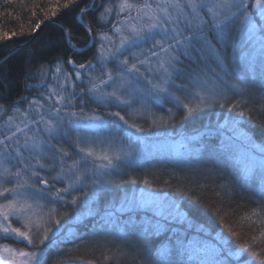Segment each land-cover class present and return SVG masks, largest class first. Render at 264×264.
I'll return each mask as SVG.
<instances>
[{"label":"snow or ice","instance_id":"6c2138e0","mask_svg":"<svg viewBox=\"0 0 264 264\" xmlns=\"http://www.w3.org/2000/svg\"><path fill=\"white\" fill-rule=\"evenodd\" d=\"M72 5L79 7V0H66L62 7ZM90 9L99 10L94 20L106 31L94 33L84 23ZM56 16L55 10L45 12L50 22ZM78 18L87 33L84 48L96 47L93 57L84 62L69 58L71 72L59 58L55 64H40L25 77L38 81L26 88H36L39 95L0 104V119L6 117L0 123V241L23 245L0 242V264H49L53 249L58 255L51 264H120L129 251L137 264H255L242 259L247 252L264 264V249L252 251L264 240V143L247 129L256 120L254 112L264 113V0H90L79 8ZM61 31L74 52H83L71 43L69 29ZM16 35L3 33L8 39ZM21 104L27 107L22 110ZM216 107L233 116L217 132L218 143L209 129L204 150L209 159L231 162L255 186L256 207L240 218L241 226L248 222L258 229L251 242L234 249L222 230L194 224L176 203L140 217L148 201L125 193L120 210L127 208L130 215L116 238L119 243L112 233L104 234L115 246L106 247L102 259L75 254L78 246L61 247L72 233L65 228L79 218L68 209L94 200L106 186L155 188L147 175H121V168L139 157L133 138L141 137L136 134L175 123L177 116L183 123ZM254 126L264 128V123ZM217 175L222 174L213 165L205 179ZM197 186L207 188L206 183ZM214 187L234 191L226 180ZM112 215L102 217L106 224ZM220 223L239 236L223 217ZM91 236L96 239L98 233ZM161 236L157 243L154 238Z\"/></svg>","mask_w":264,"mask_h":264},{"label":"trees","instance_id":"16d2710c","mask_svg":"<svg viewBox=\"0 0 264 264\" xmlns=\"http://www.w3.org/2000/svg\"><path fill=\"white\" fill-rule=\"evenodd\" d=\"M65 2L66 0H13L7 3L6 0H0V104L11 105L28 93L30 89L26 88V85L35 80H27L25 77L29 74V70L36 71L40 64H54L59 58L66 70L70 71L71 67L67 64L69 58L84 62L93 57L95 46L84 48L81 41L87 38V33L78 18L79 8L85 7L90 0H79V7L72 5L70 9L62 7ZM104 2L106 3L107 0ZM51 10L57 11V16L52 18V22L45 20V12L51 15ZM33 11L36 13L35 16L32 15ZM98 11L94 12L90 9L84 16V23L92 26L94 33L105 30L101 29L94 20ZM41 21H43L41 28L33 33V28ZM62 28L72 32L71 43L75 44L78 49L84 48L83 52H74L68 42L62 39ZM4 32L9 34L16 32L17 35L8 39L3 36ZM188 66L191 67V63ZM235 99L237 97L232 98V100ZM224 111L225 109L219 107L206 109L198 116L183 123L179 122L177 116L176 122L167 126L171 138L179 136L180 131H183L184 136L195 134L196 138L188 141L184 147L179 149L172 148L171 145L158 144L153 153L141 157L131 166L122 167L120 172L125 178L135 176L137 179H143L147 175L154 182L153 191L162 195L163 199L170 201L171 204H179L194 224H204L210 230L213 227L215 231L222 230L223 236L229 240L231 247L236 249L246 241L251 242L253 235H258L256 225L244 222L241 226L240 218L256 207V204L252 202L253 197L259 199V196L254 191L255 186L251 182H246L231 162L209 159L208 153L204 150L210 139L207 135L209 129L215 130L211 139L218 143L221 137L217 136V132L224 130L223 120L233 116V113L227 111L225 114ZM253 115L256 120L253 124H248L247 129L258 143H264V128L254 126L255 123H264V113L254 112ZM213 165L220 170L222 175L205 179L206 169ZM165 180L169 183L165 184ZM225 180L234 186V191L226 192V190L214 187ZM199 183H206L207 188H199L197 186ZM131 186L127 185L122 189L106 187L99 192L97 204L100 208L97 212L99 214L96 213L76 223L72 227V233L68 236L69 242L61 247L76 248L78 246L75 254L89 259H102L105 248L115 246L105 241V233H112L115 242H120L116 238L130 213L116 210L114 206L125 193L130 191ZM134 186L139 188L143 184ZM178 189L186 194L182 195ZM216 192H220V196H217ZM216 208L220 209L218 214L214 213ZM106 212H114L107 224L102 219ZM153 212L143 209L139 212V216L147 218ZM69 215H72V209ZM131 215L136 216L135 213ZM221 217L233 231L239 233L238 237H233L228 229L223 227L220 223ZM177 227L181 226L177 225ZM94 231L98 233L96 239L91 236ZM154 239L159 243L164 237ZM209 239L211 240L210 237ZM212 243L217 242L212 241ZM261 249H264V240H258L252 251ZM57 255L56 249L51 250L49 264ZM242 259H249L259 264V258L252 257L251 252L245 253ZM69 264H82V262L71 260ZM120 264H137V258L129 251V255L121 258Z\"/></svg>","mask_w":264,"mask_h":264},{"label":"rangeland","instance_id":"374dc122","mask_svg":"<svg viewBox=\"0 0 264 264\" xmlns=\"http://www.w3.org/2000/svg\"><path fill=\"white\" fill-rule=\"evenodd\" d=\"M101 29H105L102 31H106L107 28H101ZM217 47H219V45H217ZM95 52H96V47H95ZM229 55H231V50L229 49L228 52ZM187 64L189 65L191 62L186 61ZM209 63H211V60H209ZM55 64V63H54ZM192 66V65H191ZM99 67V66H98ZM109 67H112V65H109ZM66 69V68H65ZM72 69L69 71L71 72ZM51 82V81H50ZM38 81L35 80L31 83L28 84H32L35 85L37 84ZM39 95V91L36 88H32L30 89V91L28 93H26L24 96L22 97H28L29 99H32L36 96ZM19 100V99H18ZM17 101V100H16ZM193 103H195L193 101ZM20 107L22 108V110L24 108L27 107L26 104H21ZM165 107H173V105L168 104ZM102 110V109H101ZM115 110V109H113ZM175 110V108H173V111ZM157 112L161 111L160 109H156ZM175 112V111H174ZM224 113H227V110L225 108ZM11 114V113H9ZM225 118V116H223ZM3 119H6V117L0 119V123L3 122ZM225 120H223V124L225 125ZM170 124V123H169ZM168 124V125H169ZM168 125L164 126V127H160V128H154V129H150L148 132L143 133V134H136L138 136L141 137L140 141H135V139L133 138V146L135 148L138 149L139 151V157L137 160H139L141 157H145L146 155H149L151 153H153L155 151V149L157 148L158 144L161 146H170L172 148H182L184 147V145L189 141H192L194 138H196L197 135H185L183 134V131H180V135L175 137V138H171V136L169 135V129H168ZM145 126L147 127V124H145ZM224 131V130H223ZM222 131V132H223ZM161 141V142H160ZM27 155V153L25 154ZM62 186V185H57ZM108 189H113V187L111 186H106ZM105 187V188H106ZM104 188L100 189L99 192H101ZM99 192L97 193V197L94 198V200L89 201L87 204H81L78 205L76 210L72 209V214L73 212H77L78 215V219H76L75 217L73 218V221L71 223H69L67 225V227L65 228V233H67V229L74 227V225L76 223H79L80 221L96 214L100 208H98V196H99ZM133 193H135L136 197L138 200H144V201H148V205L144 208V209H148V210H152V211H157L158 208H160L161 206H163L164 209L168 208V205L171 204L170 201L163 199L162 195L157 194L155 191L150 190V189H146L144 186H140L139 188H135L134 185L131 186L130 191L127 192V195L131 196ZM114 207H116V210H120V204L118 202L117 205H115ZM68 211L70 212L71 209H68ZM127 211V208L123 209V212ZM72 216V215H70ZM0 242H4V243H11L13 247H22V244H16L13 243L12 241H0Z\"/></svg>","mask_w":264,"mask_h":264}]
</instances>
